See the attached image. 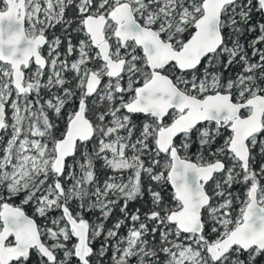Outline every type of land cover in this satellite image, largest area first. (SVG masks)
Masks as SVG:
<instances>
[{"label": "snow or ice", "instance_id": "1", "mask_svg": "<svg viewBox=\"0 0 264 264\" xmlns=\"http://www.w3.org/2000/svg\"><path fill=\"white\" fill-rule=\"evenodd\" d=\"M0 4V264H264V0Z\"/></svg>", "mask_w": 264, "mask_h": 264}, {"label": "trees", "instance_id": "2", "mask_svg": "<svg viewBox=\"0 0 264 264\" xmlns=\"http://www.w3.org/2000/svg\"><path fill=\"white\" fill-rule=\"evenodd\" d=\"M234 190H239L240 193H241V195H243V191H244V189L241 188L240 186H234ZM234 215H235V213H234Z\"/></svg>", "mask_w": 264, "mask_h": 264}, {"label": "flooded vegetation", "instance_id": "3", "mask_svg": "<svg viewBox=\"0 0 264 264\" xmlns=\"http://www.w3.org/2000/svg\"><path fill=\"white\" fill-rule=\"evenodd\" d=\"M3 7V5L2 4H0V8H2Z\"/></svg>", "mask_w": 264, "mask_h": 264}, {"label": "rangeland", "instance_id": "4", "mask_svg": "<svg viewBox=\"0 0 264 264\" xmlns=\"http://www.w3.org/2000/svg\"><path fill=\"white\" fill-rule=\"evenodd\" d=\"M234 213H235V212H234ZM234 213H233V214H234Z\"/></svg>", "mask_w": 264, "mask_h": 264}]
</instances>
